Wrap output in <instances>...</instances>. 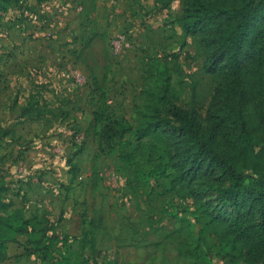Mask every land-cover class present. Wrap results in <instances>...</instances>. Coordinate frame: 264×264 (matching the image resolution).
Instances as JSON below:
<instances>
[{"label": "rangeland", "instance_id": "obj_1", "mask_svg": "<svg viewBox=\"0 0 264 264\" xmlns=\"http://www.w3.org/2000/svg\"><path fill=\"white\" fill-rule=\"evenodd\" d=\"M183 11V0H16L0 16V214L54 238L58 264H91L82 243L92 230L100 264H245L241 244L200 233L204 217L178 220L195 207L155 174L154 139L132 163L99 151L94 110L136 124L154 59L169 60L177 104L203 120L211 109L220 76L205 67L199 36L183 31ZM247 116L257 124L252 108ZM212 198L214 215L230 209Z\"/></svg>", "mask_w": 264, "mask_h": 264}, {"label": "trees", "instance_id": "obj_2", "mask_svg": "<svg viewBox=\"0 0 264 264\" xmlns=\"http://www.w3.org/2000/svg\"><path fill=\"white\" fill-rule=\"evenodd\" d=\"M14 1L0 0V16ZM183 1L182 29L199 36L205 67L220 76L211 109L203 120L194 105L177 104L180 90L172 82L169 60L154 59L148 68L150 85L142 91L144 104L136 105V124L94 110L99 151L118 150L121 159L132 163L136 148L154 139L162 149L155 174L166 178L171 190L185 191L183 197L195 207L187 209L191 218L178 215V220L192 224L204 217L200 233L215 229L225 247L243 246L245 264L258 259L264 264V0ZM173 66L179 70L177 62ZM248 108L257 114L256 125ZM211 171L218 179L209 177ZM212 197L230 209L214 215ZM255 208L260 219L253 218ZM88 234L82 248L90 246L91 264H100L93 230ZM53 244L52 237L35 239L28 219L15 212L0 214V264H20L32 255L40 260L35 264H58L51 255Z\"/></svg>", "mask_w": 264, "mask_h": 264}]
</instances>
